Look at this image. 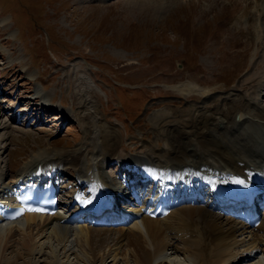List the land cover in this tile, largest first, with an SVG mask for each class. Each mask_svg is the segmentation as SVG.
<instances>
[{
  "label": "rangeland",
  "instance_id": "obj_1",
  "mask_svg": "<svg viewBox=\"0 0 264 264\" xmlns=\"http://www.w3.org/2000/svg\"><path fill=\"white\" fill-rule=\"evenodd\" d=\"M260 1L0 0V127L6 125L0 168L8 171L6 181L39 145L70 151L90 140L86 121L73 117L82 113L73 100L81 88L96 95L85 98L97 122L114 127L115 150L132 154L166 146L163 122L194 119L190 110L201 105L226 108L223 97L233 93L264 109V95L254 88L264 80ZM188 86L195 91H182ZM36 90L51 107L28 115L34 101L41 103ZM62 108L70 118L58 114ZM71 169L62 179L65 193L75 188ZM123 242L122 251L132 247ZM47 246L46 252L61 254L55 241Z\"/></svg>",
  "mask_w": 264,
  "mask_h": 264
},
{
  "label": "bare ground",
  "instance_id": "obj_2",
  "mask_svg": "<svg viewBox=\"0 0 264 264\" xmlns=\"http://www.w3.org/2000/svg\"><path fill=\"white\" fill-rule=\"evenodd\" d=\"M257 9L264 12V0ZM253 80L254 76L247 81ZM254 88L257 96H263L264 80ZM182 91L190 94L195 89L188 86ZM85 95L96 96L88 87L77 90L73 100L82 113L75 112L73 117L86 121L90 140L70 151L39 145L10 181L5 177L8 171L0 168V264H78L71 255L83 264H264V203L261 209L254 207L261 219L258 226L251 223L253 212L242 209L244 202L258 205L264 200V109L259 102L246 97L243 103L244 97L236 92L223 97L229 99L226 108L209 109V104L191 108L194 119L163 122L165 147L132 154L115 150L114 127L97 122ZM35 98L41 103L34 101L32 111L51 107L50 98L40 90ZM58 114L71 117L63 108ZM4 128L5 124L0 130ZM109 167L111 172H107ZM71 168L76 172L71 178L76 188L65 193L61 205L72 203L76 205L73 211L25 213L16 220L2 216V209L16 205L11 198L21 187L52 175L55 181L62 180ZM57 182L61 190L63 182ZM148 185H153L152 198L144 188ZM234 191L247 198L236 206L241 214L228 202ZM106 197L112 204L102 206L121 217L108 223L130 221L129 226H96L107 224L106 219L91 218L93 207ZM162 198H172L171 210L160 218L150 217L148 213ZM140 199L144 200L141 207L126 211L128 203ZM146 201L152 202L146 206ZM81 209L86 214L76 215ZM49 240L56 242L54 249L59 248L63 260L55 251L46 252ZM122 240L132 247L122 251Z\"/></svg>",
  "mask_w": 264,
  "mask_h": 264
}]
</instances>
